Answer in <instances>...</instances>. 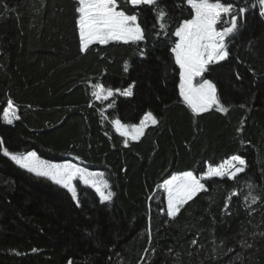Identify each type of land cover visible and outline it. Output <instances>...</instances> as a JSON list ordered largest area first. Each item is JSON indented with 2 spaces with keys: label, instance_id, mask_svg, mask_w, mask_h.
<instances>
[{
  "label": "trees",
  "instance_id": "obj_1",
  "mask_svg": "<svg viewBox=\"0 0 264 264\" xmlns=\"http://www.w3.org/2000/svg\"><path fill=\"white\" fill-rule=\"evenodd\" d=\"M159 5L168 35H157L155 10L143 6L145 40L82 53L75 0H0V115L9 96L20 115L12 125L0 120V138L10 151L101 171L115 193L104 203L77 181V206L65 189L0 154V264H264V17L250 8L228 58L205 73L229 111L194 115L179 97L171 54V33L191 10L183 0ZM95 82L132 87V95L102 103L91 96ZM149 111L157 123L139 140L111 123L139 124ZM234 154L246 160L244 173L202 181L207 191L167 216L165 179L199 176ZM233 188L239 196L229 201ZM249 192L255 203L244 200Z\"/></svg>",
  "mask_w": 264,
  "mask_h": 264
},
{
  "label": "snow or ice",
  "instance_id": "obj_2",
  "mask_svg": "<svg viewBox=\"0 0 264 264\" xmlns=\"http://www.w3.org/2000/svg\"><path fill=\"white\" fill-rule=\"evenodd\" d=\"M75 2L79 49L82 53L88 52L92 45H108L113 41L135 44L145 40L138 11L143 6H149L155 10L156 24L154 27L158 25L160 29L157 35L161 33L168 35L167 11L160 7L159 0H75ZM183 5L190 8L191 18L177 22L171 33L176 38L171 47V54L179 69V97L194 115L208 112L211 109L226 114L229 108L221 102L215 83L205 78V73L210 71L211 65L228 58V44L239 31V21L244 18L250 8L258 6L259 15L264 17V0H253L251 4L249 0H245L244 5L239 7L232 0H183ZM4 7L7 8V5ZM127 68L128 65L125 63L124 70L127 71ZM91 88L92 98L102 103L109 101L116 94L125 97L132 95V87L124 90L113 89L106 87L103 83L95 82L91 83ZM114 106L115 99H111L107 107L113 108ZM18 113V105L10 96L7 97L6 107L3 108L0 120L12 125L14 121L20 119ZM100 114L103 117L104 111ZM111 123L120 136L139 140L145 134L147 125L156 124L157 119L149 111L139 121V124L127 125L120 119H113ZM237 131H242V127ZM125 146H127V140H125ZM0 154L11 160L18 168L36 177L45 178L65 189L77 206L80 204L77 181L92 188L101 202L111 201L115 195L103 172H92L70 161L57 163L42 159L34 150L10 151L2 138H0ZM246 168V160L234 154L217 166L209 164L207 171L199 176L191 170L172 174L159 185L166 194L167 216L175 218L188 201L199 192L207 191L202 181L225 177L229 180H236ZM246 184L249 189L254 187L250 181ZM238 196V190L233 188L226 199L230 201ZM249 197L253 203L258 199L249 192L244 196V200L248 201ZM195 243L196 241L193 240V244ZM248 246L251 247V245ZM152 252L154 253L155 250L153 249ZM68 264H72V261L69 260Z\"/></svg>",
  "mask_w": 264,
  "mask_h": 264
},
{
  "label": "rangeland",
  "instance_id": "obj_3",
  "mask_svg": "<svg viewBox=\"0 0 264 264\" xmlns=\"http://www.w3.org/2000/svg\"><path fill=\"white\" fill-rule=\"evenodd\" d=\"M210 111V110H209ZM126 139H131V138H127L126 137ZM132 140V139H131ZM73 163V162H72ZM81 167V166H80ZM90 171V170H89ZM92 172H101V171H92ZM34 175V174H33ZM227 178V177H226ZM83 184V183H82ZM84 185V184H83ZM86 186V185H85ZM88 187V186H87ZM90 188V187H89ZM90 189H92V188H90ZM93 190V189H92ZM94 191V190H93ZM95 192V191H94ZM99 197V196H98ZM109 202V201H108ZM104 203H106V202H104Z\"/></svg>",
  "mask_w": 264,
  "mask_h": 264
},
{
  "label": "crops",
  "instance_id": "obj_4",
  "mask_svg": "<svg viewBox=\"0 0 264 264\" xmlns=\"http://www.w3.org/2000/svg\"><path fill=\"white\" fill-rule=\"evenodd\" d=\"M152 125H153V124L149 123V124L147 125V127H148V126H152ZM147 127H146V128H147ZM146 128H145V129H146ZM141 137H142V136H141ZM141 137H140V138H141ZM127 138H130V137H127ZM140 138H139V139H140Z\"/></svg>",
  "mask_w": 264,
  "mask_h": 264
}]
</instances>
